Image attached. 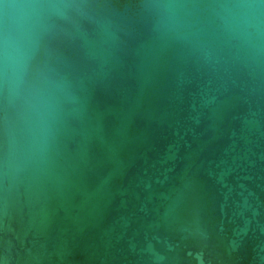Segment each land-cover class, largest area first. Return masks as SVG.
<instances>
[{"label":"water","instance_id":"water-1","mask_svg":"<svg viewBox=\"0 0 264 264\" xmlns=\"http://www.w3.org/2000/svg\"><path fill=\"white\" fill-rule=\"evenodd\" d=\"M0 264H264V0H0Z\"/></svg>","mask_w":264,"mask_h":264}]
</instances>
